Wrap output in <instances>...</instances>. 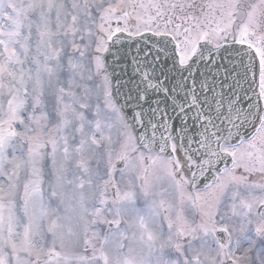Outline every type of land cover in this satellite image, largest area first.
Returning <instances> with one entry per match:
<instances>
[{"label":"snow or ice","instance_id":"obj_1","mask_svg":"<svg viewBox=\"0 0 264 264\" xmlns=\"http://www.w3.org/2000/svg\"><path fill=\"white\" fill-rule=\"evenodd\" d=\"M0 264H264V0H0Z\"/></svg>","mask_w":264,"mask_h":264}]
</instances>
